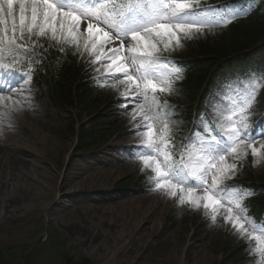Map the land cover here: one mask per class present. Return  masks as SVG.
Here are the masks:
<instances>
[{"label": "rangeland", "instance_id": "1", "mask_svg": "<svg viewBox=\"0 0 264 264\" xmlns=\"http://www.w3.org/2000/svg\"><path fill=\"white\" fill-rule=\"evenodd\" d=\"M84 28L86 22L81 24ZM118 45L115 41L108 47ZM253 72H264V55H256L252 64L235 62L230 72L213 75L202 96L204 108H194L179 87L162 94L161 100L176 112L171 118L176 121L171 125L173 139L185 142V137L198 135L195 146L193 140L184 146L195 151L201 140L213 136L203 131L214 128L221 135L232 96L221 97L218 88L233 76ZM97 76L104 79L95 71L89 74L96 86L92 98L99 95L102 103L89 113L78 109L60 114L31 83L22 109L0 123V248L41 249L38 264H62L64 253L92 264H257L250 241L224 223L223 209L213 224L203 209L179 206L175 199L151 190L150 171H141L134 158L140 139H131L136 129L121 105L122 97L118 89L100 87ZM13 95L15 99L18 94ZM250 111L253 131L264 118V91ZM97 122L110 131L111 144L95 153L77 151L76 135L69 131L72 123L77 124L76 132L78 126ZM4 125L12 133L7 135ZM260 143L264 138L255 146ZM246 176L264 181V163L254 167L250 152L225 184L242 183Z\"/></svg>", "mask_w": 264, "mask_h": 264}, {"label": "snow or ice", "instance_id": "2", "mask_svg": "<svg viewBox=\"0 0 264 264\" xmlns=\"http://www.w3.org/2000/svg\"><path fill=\"white\" fill-rule=\"evenodd\" d=\"M251 11V7L205 5L204 0H0V72L4 73L0 123L27 102L35 65L43 62L49 48L56 46L61 54L71 48L73 55H87L93 70L104 77H95L96 83L118 89L122 97L125 114L140 137L134 158L141 171H150L151 190L175 199L179 206L203 209L213 224L223 209L224 223L250 241L253 259L264 264V221L249 217L250 206L244 203L254 193L243 185L225 184L249 152L254 167L264 163V143L255 146L264 138V128L253 132L249 124L250 110L264 91V72L221 83L218 94L232 96L221 135L201 140L195 151L185 148L178 159L171 127L176 112L161 100V94H172L174 83L183 79V66L165 57V52L226 28ZM42 40L49 41L48 47ZM115 41L118 46L108 47ZM38 46L42 51L36 50ZM13 94H18L15 99Z\"/></svg>", "mask_w": 264, "mask_h": 264}, {"label": "trees", "instance_id": "3", "mask_svg": "<svg viewBox=\"0 0 264 264\" xmlns=\"http://www.w3.org/2000/svg\"><path fill=\"white\" fill-rule=\"evenodd\" d=\"M41 42L48 47L49 41L42 40ZM262 44H264V0H257L247 17L235 20L226 28H216L211 32H206L203 36L187 41L181 48V54L174 51V54L182 57L202 59L196 61L197 63L185 65L187 73L181 81L182 88L191 96V101H194L207 81L210 68L222 60H230L247 54ZM53 54L63 60L57 68L50 64ZM64 55L60 54L56 46L45 54L48 58L47 67L42 68L40 64L36 71L41 70L39 72L40 82L46 85L52 103L60 110L67 112L80 109L84 113H89L92 107L102 103L101 97L97 95L94 99L92 98L95 91L85 82L84 78L87 74L84 73L85 67L79 60L81 56L73 55L71 48H68ZM199 66H206V69L198 70ZM82 112L81 114H84ZM70 128V133L77 136V151L81 153L99 147L110 134L101 122L95 123L90 129L81 126L78 135L77 131H74L76 124L72 123ZM261 200L263 199L258 195L252 202L249 201L256 214L262 209ZM39 255H41V249L33 251L24 246L0 248V264H38ZM61 263L92 264L86 258L75 259L65 253Z\"/></svg>", "mask_w": 264, "mask_h": 264}, {"label": "bare ground", "instance_id": "4", "mask_svg": "<svg viewBox=\"0 0 264 264\" xmlns=\"http://www.w3.org/2000/svg\"><path fill=\"white\" fill-rule=\"evenodd\" d=\"M7 129H9V131H6L5 133L8 135L9 133H12V130H10L8 125H4ZM140 139V137L138 135H136V133L134 135L131 136V139ZM87 193V192H86Z\"/></svg>", "mask_w": 264, "mask_h": 264}]
</instances>
